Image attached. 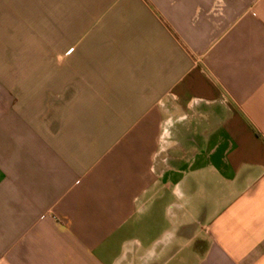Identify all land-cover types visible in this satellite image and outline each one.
Segmentation results:
<instances>
[{"label":"crops","instance_id":"0c3cea01","mask_svg":"<svg viewBox=\"0 0 264 264\" xmlns=\"http://www.w3.org/2000/svg\"><path fill=\"white\" fill-rule=\"evenodd\" d=\"M0 264H264V0H0Z\"/></svg>","mask_w":264,"mask_h":264}]
</instances>
